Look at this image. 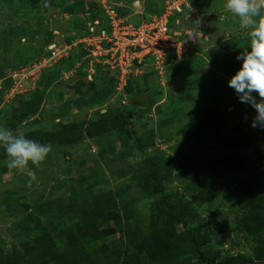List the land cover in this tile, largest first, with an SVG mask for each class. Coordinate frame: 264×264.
<instances>
[{"label": "rangeland", "instance_id": "374dc122", "mask_svg": "<svg viewBox=\"0 0 264 264\" xmlns=\"http://www.w3.org/2000/svg\"><path fill=\"white\" fill-rule=\"evenodd\" d=\"M27 1L0 0V127L13 130L21 120L16 130L34 141L43 135L41 144L50 151L38 165L18 170L7 166L0 148V264H63L31 241L32 227L88 231L92 257L103 262L134 238L140 249L125 264H199L187 231L196 218L221 222L209 246L214 258L228 251L232 258L225 264H264L261 253L237 246L241 236L233 215L225 220L219 213L264 197V128L251 126L255 110L227 84L249 44L219 52L231 37L247 38L249 30L225 0H190L200 24L191 28L197 19L185 12L180 26L190 25L196 36L192 56L169 59L161 72L143 66L131 84L118 89L115 81L113 92L94 104L86 101L90 80L77 45L66 61L31 67L47 55L48 44H69L92 18L103 19L96 1ZM109 1L137 22L155 15L163 0ZM52 20L70 34L50 30ZM134 95H145L143 107L129 103ZM107 111L122 113L116 128L98 124L93 136L76 135L77 126L96 123ZM229 136L242 145L214 146L215 138ZM146 157L159 166L165 190L178 192L191 210L193 219L184 226L160 220L151 196L137 184V174L148 169ZM227 160L241 161L242 169L233 171ZM104 204L118 211L93 228L83 206Z\"/></svg>", "mask_w": 264, "mask_h": 264}, {"label": "trees", "instance_id": "16d2710c", "mask_svg": "<svg viewBox=\"0 0 264 264\" xmlns=\"http://www.w3.org/2000/svg\"><path fill=\"white\" fill-rule=\"evenodd\" d=\"M33 1L34 0H28L26 4H36ZM74 1L76 3H82L84 0ZM201 1L209 2L210 0ZM195 2L197 3V0ZM96 5L103 17L101 22H104V13L97 3ZM162 5L156 14L161 12L163 7ZM192 5L196 7L194 1L192 2ZM115 8L119 11L118 7L115 6ZM119 13L121 12L119 11ZM174 18L175 16L170 17V25H173ZM93 20H95V18H92L90 22ZM85 29L86 26L73 37L76 38L82 35ZM248 44L249 37H231L230 40L225 43L224 47L219 49V52L230 53L235 49ZM77 46L78 48H81L79 45ZM81 53L84 55L83 51ZM193 54L194 52H192L190 55L192 56ZM68 58L69 57L67 55L61 58L58 62L66 61ZM169 59L172 58L169 57ZM215 67L219 70L224 68L222 65H215ZM1 76L2 75L0 74V77ZM132 80L133 77H130L127 83L131 84ZM115 81V72L113 70L96 64L94 73L92 74L90 80V86L86 90V101L90 104H94L106 99L113 92ZM32 95H34V93H32ZM177 99L179 100V98ZM81 101L84 103V100L81 99ZM22 102L25 105L28 104L30 100L27 102L23 100ZM172 107L173 106H171V109L168 111H171L173 109ZM26 111L28 112L29 110ZM121 116V112L107 111L100 115L96 123L77 126L76 135L79 136L84 132H87L93 136V132L96 129L94 127H96L98 124H105L112 129L116 128L117 122ZM20 122L21 120H17L16 124L13 125V132L16 131L15 127ZM44 138L45 137L41 135L38 137L36 142L41 144L44 141ZM213 144L214 146L230 147L242 145L240 139L233 136L226 138H215ZM227 162L233 168V171L242 169L241 161L238 162V165H236L233 161L229 162V160H227ZM146 163L148 169L144 173L137 174V184L151 196L153 211L160 220L167 221L172 225L184 226L188 220L193 219L191 210L180 200V194L178 192L170 193L165 190V186L161 181V171L159 166L149 157H146ZM245 194V192H242L241 196L244 197ZM246 201L247 202L241 208L235 209L234 206H229L225 210H220L219 213L225 220L229 215H233L232 223L234 224L236 232L241 236V240L236 243L237 246H245L246 248L257 252L259 255L261 253L260 256L262 257L264 256V197H262L259 201L249 197L246 198ZM117 209L118 208L114 205L107 204L94 209L91 207L87 208L84 205L83 213L91 217L89 221L91 226L93 228H97L104 223L107 217L114 216L118 211ZM197 219L198 218H196V224L187 230L189 241L194 247L193 259L199 264H225L226 259L232 258V255L229 254L228 251H224L222 258L217 259L212 256V252L209 249L210 243L212 241V232L220 230L221 222H203L201 219ZM31 229L35 231V234L31 237V241L35 245L41 247L49 259L55 262H61L63 264H125V260L132 261L140 249L137 246V240L134 238L130 240L129 238L122 253L116 252L114 254L115 256H113L109 262H103V260H98L92 257L91 251L89 249V243L91 242H89V240L91 239L88 236V231L79 232L78 230L74 231L70 228L62 227L56 228L53 232H50L49 228L43 227H32Z\"/></svg>", "mask_w": 264, "mask_h": 264}, {"label": "built area", "instance_id": "2783aa9c", "mask_svg": "<svg viewBox=\"0 0 264 264\" xmlns=\"http://www.w3.org/2000/svg\"><path fill=\"white\" fill-rule=\"evenodd\" d=\"M94 1L104 13V22L98 19L89 22L84 33L69 44H48L47 55L31 69H43L50 60L67 56L71 47L79 45L84 52L87 78L91 80L95 65L99 64L115 72L119 89L143 66L161 72L169 57L180 61L192 53L196 36L191 33L190 25L180 26V17L185 12L198 18L197 8L190 0H163L159 14L137 22L119 13L109 0ZM172 16L175 18L170 25Z\"/></svg>", "mask_w": 264, "mask_h": 264}, {"label": "clouds", "instance_id": "9594fccd", "mask_svg": "<svg viewBox=\"0 0 264 264\" xmlns=\"http://www.w3.org/2000/svg\"><path fill=\"white\" fill-rule=\"evenodd\" d=\"M225 8L239 17L242 26L249 30L248 49L237 55L240 67L227 84L234 89L240 103L255 110L251 126L264 128V0H225ZM199 24L197 19L191 28L197 29ZM0 148L8 157L7 166L18 170H24L29 162L38 165L50 151L49 145L26 138L23 130L13 132L3 127H0ZM31 179L35 176L31 175Z\"/></svg>", "mask_w": 264, "mask_h": 264}, {"label": "water", "instance_id": "95a60500", "mask_svg": "<svg viewBox=\"0 0 264 264\" xmlns=\"http://www.w3.org/2000/svg\"><path fill=\"white\" fill-rule=\"evenodd\" d=\"M50 30L57 31L59 34L69 35L70 33L65 30V24H61L57 20H52L49 24ZM129 103L132 106L141 108L145 104V95H134L129 98Z\"/></svg>", "mask_w": 264, "mask_h": 264}, {"label": "bare ground", "instance_id": "6f19581e", "mask_svg": "<svg viewBox=\"0 0 264 264\" xmlns=\"http://www.w3.org/2000/svg\"><path fill=\"white\" fill-rule=\"evenodd\" d=\"M137 3H139V2L137 1Z\"/></svg>", "mask_w": 264, "mask_h": 264}]
</instances>
